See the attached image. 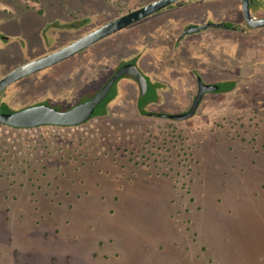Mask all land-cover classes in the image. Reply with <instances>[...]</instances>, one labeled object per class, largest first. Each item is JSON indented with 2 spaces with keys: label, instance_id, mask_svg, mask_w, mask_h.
<instances>
[{
  "label": "rangeland",
  "instance_id": "374dc122",
  "mask_svg": "<svg viewBox=\"0 0 264 264\" xmlns=\"http://www.w3.org/2000/svg\"><path fill=\"white\" fill-rule=\"evenodd\" d=\"M152 1L0 0L14 19L53 23L47 42L0 48V77ZM183 1L199 22L213 16L247 29L208 28L179 48L175 31L187 22L170 19L160 45L157 30L145 32L162 23L157 18L1 93L14 107L50 94L46 103L69 108L102 85L120 47L132 49L134 40L140 49L148 44L153 62L144 70L170 84L152 111H187L195 73L238 81L230 92L207 93L183 120L142 115L138 86L124 79L105 116L73 126L0 123V264H264V26L246 24L240 0ZM256 13L264 15V0ZM176 52L193 57L176 61Z\"/></svg>",
  "mask_w": 264,
  "mask_h": 264
},
{
  "label": "flooded vegetation",
  "instance_id": "af4514ba",
  "mask_svg": "<svg viewBox=\"0 0 264 264\" xmlns=\"http://www.w3.org/2000/svg\"><path fill=\"white\" fill-rule=\"evenodd\" d=\"M241 1V0H240ZM186 4H185V2L182 0H178V1H176V2H174L173 4H170L169 6H167V7H165V8H163V9H161V10H159V11H157V12H155V13H153V14H151V15H149V16H147V17H145V18H143V19H141V20H139V21H137V22H135V23H133V24H131V25H129V26H132V25H138V24H148V23H151L152 21H154V20H156L157 18H161L160 19V21H162V23H160V24H158L157 22L159 21H157L156 22V25H154V26H152L151 27V25H150V27H148L147 29H146V31L145 32H148V30H154V32H155V30H157L155 33H156V35H157V37L155 38V41L158 43V44H160L161 43V39L162 40H165L167 37H169L167 34H166V32H168L169 31V27H167L168 25H170V22H171V20L170 19H172L173 17H172V15H173V13H170V12H165V11H167V10H169V9H173V8H180V7H184ZM260 6V0H250V10H251V13L253 14V15H255V16H259V17H263L264 15H259L258 13H256V8L257 7H259ZM27 8H25V7H21V10L19 11L20 13H26L25 12V10H26ZM241 9H242V2H241ZM37 10V9H36ZM15 12V10L13 11V12H10L9 10H7V9H4V8H0V14L2 15L1 17H0V48H2V49H4V47H6V48H8V46L10 45V44H14V45H17V47H18V49L20 50V51H24V46L26 45V42H27V38L30 40V39H35V40H38V39H40L41 41H43V42H47V39H48V37H47V31H48V29H49V27H52L53 25V23H51V22H43V21H40V19L39 18H41V17H35V16H33V19L34 20H38V22H36V21H31L30 19H28V18H26V17H28V16H26V15H24L23 17H20L19 15L18 16H16V19H14V18H12V13H14ZM35 13H38L39 15H43L44 14V12H42V11H35ZM167 13H169L167 16L168 17H164ZM242 13H243V11H242ZM205 15H207V14H205ZM43 17H45V16H43ZM162 18H164V19H162ZM243 18H244V14H243ZM165 19H168L169 21H167V25L166 26H164L163 24H164V22L165 21H163V20H165ZM147 20V21H146ZM244 20H245V18H244ZM208 22H213V23H224V26H207V27H205V28H201V29H199V30H197V31H194V32H190V33H184V30L188 27V26H191V25H203V24H206V23H208ZM245 22H246V24L247 25H249L248 23H247V21L245 20ZM4 23H5V25H4ZM226 23H231V25L230 26H227V24ZM83 24V22H81L80 24H76V25H74V26H76V27H79V26H81ZM129 26H127V27H129ZM250 27H253V26H251V25H249ZM127 27H125V28H127ZM260 27H263V26H260ZM125 28H123V29H120V30H118V31H116V32H114V33H112V34H110V35H108V36H106V37H104V38H102V39H100V40H98L97 42H95V43H93V44H91V45H89L88 47H86V48H84V49H82V50H80V51H78L77 53H75V54H73L72 56H70V57H68V58H66V59H64V60H62V61H60V62H58V63H56V64H53V65H51V66H48V67H46V68H43V69H41V70H39V71H36V72H34V73H32V74H29V75H33V74H36V73H38V72H41V71H43V70H45V69H48L49 67H52V66H55V65H57V64H60L61 62H63V61H65V60H67V59H69V58H71V57H73V56H76V55H78L79 53H81V52H83L84 50H86V49H88V48H90L91 46H93V45H95V44H97V43H99V42H101L102 40H104V39H106L107 37H110V36H112V35H114V34H116V33H118V32H121L122 30H124ZM208 28H225V29H232V30H246L247 28L246 27H244L242 24H239V23H234L233 21L231 22V21H223V22H219V21H217L213 16H209V17H207L206 18V20H204V21H198V19H196V20H193V21H189V22H187L186 24H185V26H184V28L183 29H180V30H177V31H175V33H178L177 35H176V37L174 38L175 40H174V43H176V47H182V45H181V41L182 40H184L187 36H189L190 34H195V33H197V32H201V31H203V30H206V29H208ZM253 28H258V27H253ZM144 30V29H143ZM154 32H152V34H155ZM174 31L172 30V28H171V31H170V39L172 38V37H174ZM145 39V37H143V39L141 40V42L143 41ZM75 40V39H74ZM73 40V41H74ZM123 40V39H122ZM72 42V41H71ZM121 42V41H120ZM134 42V44H132L134 47H132V51L130 52V55L129 54H127V55H129V58H128V60L126 59V57H124V54L126 53L125 51H124V49H127V47L126 48H122V47H120V57H119V62H118V64H117V67H116V69H114V71L107 77V79H105V81L102 83V85L100 86V87H97L96 89H94V90H91V92L89 93V95H86L87 94V91L86 92H84V93H82L81 95H78L77 96V98H78V100L76 101V103L75 104H73L71 107H73L74 105H76V104H78V103H80V102H82V101H84V100H86V99H88V98H91L96 92H98L107 82H108V80L115 74V72L118 70V68L123 64V63H126V62H133V63H135L137 66H138V68L142 71V73L145 75V77H146V79H147V89L145 90V92L144 93H142V90H141V86H140V83H139V81L134 77V76H132L131 74H129V73H124V74H122L121 76H119L116 80H115V82L113 83V85L111 86V88H110V90H109V92L107 93V95L105 96V98L96 106V108H95V111H94V114L92 115V117H94V116H105V115H107L108 113H109V104L118 96V94L120 93V91H121V88H120V86H119V83L121 82V80H124V79H127L128 80V82H130V84H132L131 82L133 81L137 86H138V94H137V99H136V106H137V109H138V111L142 114V115H144V116H149V117H158V118H169V119H173V120H183V119H176V118H173L172 116H171V114H177V113H182V112H176V113H170V112H167V111H164V110H154V111H152V110H150V109H154V105L155 104H157L160 100H161V96L163 95V93L164 92H166L168 89H169V86H170V84L169 83H167L166 81H164V80H162V79H160V78H157V76H155L154 78L146 71V70H144V64H145V60L147 61V63L148 64H151V62H153L152 60H149V59H146L145 58V50L146 49H148V44H145L144 45V47L142 48V49H140V45H137V42H135V40L133 41ZM70 43V42H69ZM161 45V44H160ZM61 48V47H60ZM129 48V47H128ZM57 49H59V48H56V49H53V50H51V51H47V52H43V53H41V54H38V55H36V56H33L32 58H29V59H27V60H22V62L20 63V64H18V65H16L15 67H17V66H19V65H21V64H23V63H25V62H27V61H30V60H32V59H35V58H37V57H40V56H43V55H45V54H48V53H50V52H52V51H55V50H57ZM139 49V50H138ZM137 50V52L135 53V51ZM124 51V52H123ZM158 51H159V49H158ZM157 51V52H158ZM159 54V53H158ZM176 54H178V56H177V59H176V61H179V60H182V61H185L186 60V58H188V57H193V54H179L178 52H176ZM181 56V57H180ZM189 58V59H190ZM155 61H156V59H155ZM14 67V68H15ZM13 68V69H14ZM13 69H11V70H13ZM174 69L176 70L177 68L174 66ZM11 70H9V71H7L4 75H6L8 72H10ZM180 70V69H179ZM3 75V76H4ZM29 75H27V76H29ZM195 75V81H196V83H197V86H196V88H197V93H198V91H199V82H198V78L200 77L204 82H206V83H220V82H222V81H218V82H207V81H205L200 75H198L197 73H195L194 74ZM2 76V77H3ZM27 76H25V77H23V78H21V79H19V80H17V81H15V82H13V83H11L10 85H8L3 91H1L0 92V108H1V110L2 111H8V112H10V111H17V110H20V109H23V108H26V107H28V106H30V105H28V106H20V107H14V106H12L10 103H9V101H8V99L9 98H2V96H1V93L2 92H4L5 90L7 91L10 87H12L13 86V84L14 83H18L19 81H23ZM2 77H0V79L2 78ZM226 80H232V79H226ZM224 81V80H223ZM15 85V84H14ZM236 88V87H235ZM234 88V89H235ZM220 89V85H219V88L217 89V90H213V91H206L205 93H204V95H203V97H202V99L204 98V96L207 94V93H211V92H230V91H232V90H230V91H221V90H219ZM7 93V92H6ZM197 93H196V95H197ZM121 94V93H120ZM196 95L194 96V99H195V97H196ZM143 96V99H145L144 101L146 102L145 103V105H144V109L147 111V113H149V114H143L141 111H140V109H139V104H140V99H141V97ZM49 98L53 101L54 99L51 97V95L50 94H46V95H44V98H42V99H40V101L39 102H37V103H45V104H49V105H52V104H50V103H46L45 101H49ZM108 98V101H107V103H106V105L104 106L105 107V109H106V112H105V114H95L96 113V111H97V109H98V107H100V105H101V103H103V101L105 100V99H107ZM194 99H193V102H194ZM202 99H201V101H202ZM55 100H57V101H54V104H59V100L58 99H55ZM201 101H200V103H201ZM193 102L191 103V106L193 105ZM37 103H35V104H37ZM200 103H199V105H200ZM199 105H198V107H199ZM52 106H54V107H56V108H58V109H60V110H66V109H69V108H71V107H69V108H66V109H62V108H59V107H57V106H55V105H52ZM191 106H190V108H191ZM198 107L196 108V110H195V112H194V114L193 115H195V113H196V111H197V109H198ZM189 108V109H190ZM188 109V110H189ZM192 115V116H193ZM192 116H190V117H192ZM91 117V118H92ZM190 117H188V118H190ZM91 118H89V119H91ZM188 118H185V119H188ZM89 119H87V120H89ZM86 120V121H87ZM86 121H84V122H86ZM1 123V122H0ZM83 123V122H82ZM3 124V123H2ZM79 124H81V123H79ZM6 125V124H5ZM42 125H59V124H42ZM75 125H78V124H75ZM63 126H73V125H63ZM20 128H23V127H20Z\"/></svg>",
  "mask_w": 264,
  "mask_h": 264
},
{
  "label": "water",
  "instance_id": "95a60500",
  "mask_svg": "<svg viewBox=\"0 0 264 264\" xmlns=\"http://www.w3.org/2000/svg\"><path fill=\"white\" fill-rule=\"evenodd\" d=\"M178 0H154L105 22L97 28L82 35L71 43L43 56L27 61L8 72L0 79V92L11 83L43 68L56 64L78 51L88 47L98 40L123 29ZM242 11L247 23L253 27L264 26V16L259 17L251 13L250 0H241ZM224 26V23L208 22L203 25L188 26L184 33L197 31L207 26ZM124 73L134 76L140 83L142 93L147 89V79L138 66L133 62L123 63L108 82L91 98H88L73 107L60 110L52 105L37 103L17 111H2L0 108V122L14 127H35L42 124L75 125L86 121L94 114L96 106L105 98L115 80ZM199 91L191 108L185 112L171 114L173 118L185 119L192 116L198 107L204 93L219 88L218 83H206L198 78Z\"/></svg>",
  "mask_w": 264,
  "mask_h": 264
},
{
  "label": "trees",
  "instance_id": "16d2710c",
  "mask_svg": "<svg viewBox=\"0 0 264 264\" xmlns=\"http://www.w3.org/2000/svg\"><path fill=\"white\" fill-rule=\"evenodd\" d=\"M226 24H227V26H230L231 25V23H226ZM237 83H238L237 79L224 80V81H222V82L219 83V85H220V89L219 90H221V91H230V90L234 89L237 86ZM144 100L145 99H143V96H142L141 99H140L139 109H140V111L143 114H149L144 109V105L146 103ZM107 101H108V98L105 99L103 101V103H101L100 107H98V109H97V111H96L95 114H98V115L99 114H105L106 109H105L104 106L106 105Z\"/></svg>",
  "mask_w": 264,
  "mask_h": 264
},
{
  "label": "crops",
  "instance_id": "0c3cea01",
  "mask_svg": "<svg viewBox=\"0 0 264 264\" xmlns=\"http://www.w3.org/2000/svg\"><path fill=\"white\" fill-rule=\"evenodd\" d=\"M165 12L173 13V15H172L173 18L172 19L181 17V20L182 21H186V22L196 20L195 17H192L193 13H192V11H191V9H190V7L188 5H185L184 7H180V8L169 9V10H167ZM188 12H190L191 15H188V16L184 15L185 13H188ZM124 51L126 52L124 54V57H126V59L128 60L130 52L132 50H131V48H129V49L127 48V49H124ZM136 52H137V50L135 51V53ZM127 54H129V55H127Z\"/></svg>",
  "mask_w": 264,
  "mask_h": 264
}]
</instances>
